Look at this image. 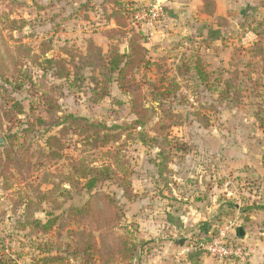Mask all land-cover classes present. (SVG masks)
Segmentation results:
<instances>
[{"label": "rangeland", "instance_id": "374dc122", "mask_svg": "<svg viewBox=\"0 0 264 264\" xmlns=\"http://www.w3.org/2000/svg\"><path fill=\"white\" fill-rule=\"evenodd\" d=\"M121 2L130 9L129 23L146 49V64L136 79L158 81L165 75L178 84L175 100L170 99L168 104L185 118L169 134L186 143L189 152L183 157L177 155L168 165V172L162 175L156 167L157 150L125 137L89 154L96 159V165H115L102 156L104 152L114 153L120 161L116 171L126 178L133 194L127 200L113 183L99 186L100 191L112 195L122 208L123 219L117 232L135 245L133 259L127 264H181L184 250L198 249L201 241L210 242L223 227L228 228L229 235L239 227V220L256 214L252 208L264 206V176L255 169L263 167L264 132L258 127L255 111L264 99V75L257 59L248 52L255 40L264 46V0H218L216 17L223 16L227 22L222 27L216 20L198 14L193 3H188L179 9L187 13L186 18H177L175 24L166 17L149 24L153 26L152 35L148 23L136 17L154 0ZM102 5L103 0H0V21L8 17L26 22L23 29L12 33L15 40L35 54L41 42L49 43V52L40 58V67L24 60L22 70L30 72L33 82L38 83L43 74L48 82L54 81L49 71L51 59L64 47L84 53L86 41L91 39L103 50L108 48L109 42L101 33L113 24L105 18L110 8L106 7L104 13ZM252 30L262 35L256 39ZM123 47L127 48L126 44L120 46V52ZM196 57L213 79L219 73L227 78L228 72L238 70L242 96L238 104H220L217 95L191 75L177 76V68ZM27 91V87L18 92L8 87L9 96L5 97L0 91L2 104L9 98L24 105V115L17 117L21 122L11 125L10 130L16 136V145L32 144L29 152H35L28 173L14 172L0 178V256L8 258L11 264H42L39 259L44 255L37 250L38 246L45 241L63 244L69 241L64 233L57 239L52 233L30 236L20 230L18 222L22 220L24 208L21 199L36 201L33 188L43 193L48 190L50 185H43V179H49V173L55 175L61 164L67 165L71 159L79 158L82 150L77 139L70 138L63 141L65 158L60 162L38 159L36 150L43 146L45 137L25 130H28V121L43 114ZM109 92L108 97L94 104L90 102L88 85L80 90L64 87L59 99L60 110L62 114L82 116L107 126L129 124L134 119L129 113V98L115 84ZM146 102L152 106L149 100ZM29 103L33 104L32 112ZM195 114L207 117L208 127L201 126ZM3 137L0 132V145L4 144ZM86 199L88 196L75 199L72 204H83ZM58 201L62 200L58 198ZM67 207L68 203L64 209ZM261 211L260 217H256L259 231H249L247 237L248 246L255 247L253 253L257 254L260 246L261 259L257 264H264V236H259L264 232V210ZM47 213L58 215L61 211L42 203L41 211L34 213V217L45 222ZM204 230L209 231L207 237ZM227 239L236 244L232 237ZM242 246L249 251L250 247ZM209 258L212 263H218ZM249 260L252 264L251 255ZM65 264H81V260L68 259Z\"/></svg>", "mask_w": 264, "mask_h": 264}, {"label": "trees", "instance_id": "16d2710c", "mask_svg": "<svg viewBox=\"0 0 264 264\" xmlns=\"http://www.w3.org/2000/svg\"><path fill=\"white\" fill-rule=\"evenodd\" d=\"M200 1L201 14L216 20L220 27L227 23L224 18L215 17L214 0ZM106 7L110 8V12L105 14V18L113 25L101 34L109 42L108 48L103 50L91 39L86 41L84 53L73 48H62L59 55L51 59L49 71L54 79L52 83L45 79L46 74L35 83L30 72L22 70L24 60L40 67V58L49 52V43L41 42L38 54H35L12 36V33L23 29L26 22H16L8 17L0 21V81L3 83L0 91L5 97L9 96L8 87H13L17 92L27 87L29 97L39 104L43 116L33 117L32 121L27 122L28 130H25L28 134L45 137L43 146L36 150L38 159L60 162L65 158L63 141L70 138H76L82 148L79 158L71 159L67 165L61 164L55 170V175L49 173L50 178L43 179V185H50L48 190L43 193L39 188H33L36 201L21 199L24 208L22 220L18 222L20 230L27 231L30 236L43 237L52 233L57 239L64 233L69 239L65 244L45 241L38 246L37 250L44 255L39 259L42 264H65L68 259L81 260V264H127L133 259L135 245L117 232L123 219L122 208L112 195L99 190L100 185L111 182L122 191L125 199L133 198L128 181L116 171L120 161L114 153L104 152V159H111L115 165H96V159L91 158L89 152L115 144L125 137L157 150L159 175L168 172V165L177 155L183 157L189 152L186 143L171 138L169 134L172 128L181 126L185 118L168 104L170 99L175 100L178 84L165 75L158 81L136 79L146 64V49L129 23L130 9L121 0H103L104 13ZM251 34L256 39L262 35L254 30ZM123 44L127 46L126 54L120 53ZM248 52L257 59L264 75L263 44L258 40L253 41ZM187 75L214 92L220 104L236 105L242 97L238 87V70L228 72L227 78L219 73L213 79L196 57L177 68L178 77ZM113 84L129 98V113L134 118L129 124L107 126L82 116L62 114L59 99L64 87L80 90L88 85L90 102L97 104L108 97ZM147 100L152 106L147 105ZM29 105L32 112L33 104ZM20 115H24V105L20 102L9 98L5 104L0 102V132L4 135V144L0 145V178L14 172L28 173L31 167V158L35 153L29 152L32 144L22 142L16 145V136L10 130L11 125L21 122L17 119ZM195 116L201 126L208 127L210 121L207 117L200 114ZM255 119L259 129L264 132V99L255 111ZM262 164L264 167V156ZM84 196H88V199L83 204H72L75 199ZM58 198L62 201L59 202ZM42 203L51 204L54 211L61 213H47L46 221L42 222L34 217V213L41 211ZM67 203L68 207L64 209ZM251 210H264V206ZM243 220L247 222L248 218ZM0 264L11 262L0 256Z\"/></svg>", "mask_w": 264, "mask_h": 264}, {"label": "crops", "instance_id": "0c3cea01", "mask_svg": "<svg viewBox=\"0 0 264 264\" xmlns=\"http://www.w3.org/2000/svg\"><path fill=\"white\" fill-rule=\"evenodd\" d=\"M156 1H158L159 3H162V5H164L165 17L170 22H173L174 24L176 23V21L179 20L180 17L186 18L187 13L184 12V10H182V12H179V9L181 7H184L185 5H188V3H193V5L195 6V9L198 10V14L205 16L207 18H211V17H208V16L201 14L199 12V10L201 9V6H202L200 0H164V1L162 0L161 2H160V0H156ZM214 2L216 5V10H215V17H216V13H218V9H219V4H218L219 2H218V0H214ZM217 17L223 18V16H217ZM177 18H178V20H177ZM147 27H151L150 28V35H152L154 33V32H152L153 26L147 25ZM255 169L257 171V174L260 173V175H262V177L264 176V167H262V166L255 167ZM220 212H221L220 214L222 216V210ZM253 212H256V214L254 215V214L250 213V214H252V216H251V218H250V216L248 218L249 220L252 219L253 222H250V221L245 222L244 220H239V222H238L239 227L236 228L235 231H231V233L228 235V237L233 238L232 242H235L236 244L246 245L247 247H250V249H249L250 254H249V258H248V261L246 262V264H249L250 255H251L252 264H257L258 261H260V259H261V255H260L261 253L259 252L260 246L257 249V252H258L257 254L253 253L255 247L253 248L252 246H248V245H250V244H248V240H247L248 232L250 231L252 233L255 231H259V229L257 228L258 224H257L256 217H260L259 215L262 213L261 210H255ZM198 217H199V215H198ZM174 225H176V224H174ZM260 231H261V229H260ZM202 232L205 234L204 237L208 236L207 235L209 233L208 230H206V231L204 230ZM259 236H264V232H260ZM198 240L201 241V239H198ZM190 248H192V249L189 252H188V250H184V252H183V250L181 251V252H183V254H185V257L183 258V260H181V264H214L210 261L209 257H207L206 255H203L197 248H193V247H190ZM217 264H220V263L218 262ZM237 264H239V263H237Z\"/></svg>", "mask_w": 264, "mask_h": 264}, {"label": "built area", "instance_id": "2783aa9c", "mask_svg": "<svg viewBox=\"0 0 264 264\" xmlns=\"http://www.w3.org/2000/svg\"><path fill=\"white\" fill-rule=\"evenodd\" d=\"M164 18L165 7L156 0L146 8V11L136 17L138 20L146 21L148 25ZM227 238L228 228L223 227L210 242L205 244L204 242H200L198 244V250L203 255L214 258L222 264L232 261L239 264H246L250 254L249 251L241 244H232Z\"/></svg>", "mask_w": 264, "mask_h": 264}, {"label": "water", "instance_id": "95a60500", "mask_svg": "<svg viewBox=\"0 0 264 264\" xmlns=\"http://www.w3.org/2000/svg\"><path fill=\"white\" fill-rule=\"evenodd\" d=\"M121 54H126L127 53V48L126 47H123L122 49H121V52H120Z\"/></svg>", "mask_w": 264, "mask_h": 264}]
</instances>
